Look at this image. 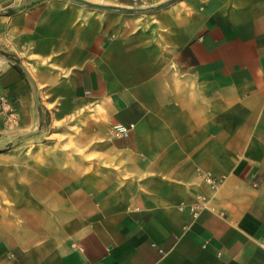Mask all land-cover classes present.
Wrapping results in <instances>:
<instances>
[{"label":"crops","instance_id":"0c3cea01","mask_svg":"<svg viewBox=\"0 0 264 264\" xmlns=\"http://www.w3.org/2000/svg\"><path fill=\"white\" fill-rule=\"evenodd\" d=\"M19 1L0 0V49L33 78L45 123L100 111L84 137L104 142L89 152L111 164L120 155L128 181L113 209L92 201L94 173L82 186L52 166L66 156L43 157V184L28 171L22 188L25 167L0 152L5 209L22 218L0 206V264H264V0H189L163 42L111 38L104 17L69 0L6 11ZM0 95L12 110L0 114L4 144L31 131L38 111L30 81L2 55ZM116 125L127 132L109 136ZM83 203L90 220L66 222Z\"/></svg>","mask_w":264,"mask_h":264},{"label":"rangeland","instance_id":"374dc122","mask_svg":"<svg viewBox=\"0 0 264 264\" xmlns=\"http://www.w3.org/2000/svg\"><path fill=\"white\" fill-rule=\"evenodd\" d=\"M69 1L96 11L98 15L104 17V22L112 25L109 37H118L121 40L139 39L142 42L154 40L163 42L164 33L167 29L175 23H182V16L189 10V0ZM103 121L104 118L100 115V111H96L90 106L77 107L64 116L53 114L48 117L46 123L44 121V125L39 132H34L37 130L36 124L29 131L33 132L32 134L20 139L9 149L0 152L14 155L18 159V166L25 167L17 169L18 186L22 188L33 185L32 182L29 183V179H25L28 176L26 173L28 171H34L37 175L35 180L43 184L44 176L41 175V170L44 171V162L41 163L43 157L64 155L67 157L66 162L52 166L60 170L79 173L82 186L83 183L85 184L83 178L88 173H94L97 177V189L90 195L92 201L96 204L98 202H110V207L116 209L126 200L124 191L127 189L128 181L127 173L121 168V156L114 157V163L112 164L106 163L103 158L104 154L89 152V144L91 146L94 143H103V137H97L92 131L88 137H84L85 132L90 130L89 124H98ZM107 134L115 136L114 127ZM5 144L7 143L0 145ZM77 156L81 157L80 163L73 160ZM35 193L33 192L32 197H35ZM33 199L35 200V198ZM10 203L9 198L1 190L0 206L3 211L2 214L7 218L12 217L14 222L20 224L22 218L19 213L5 209ZM81 206L78 212L66 213L65 221L78 222L81 225L88 222L92 212L89 209L86 210L84 203ZM6 217H1V221L7 220ZM34 218H40V216Z\"/></svg>","mask_w":264,"mask_h":264},{"label":"water","instance_id":"95a60500","mask_svg":"<svg viewBox=\"0 0 264 264\" xmlns=\"http://www.w3.org/2000/svg\"><path fill=\"white\" fill-rule=\"evenodd\" d=\"M39 1H41V0H28V1H25V2H22V0H21L16 5L8 8L6 11L7 12H14L16 10L29 7V6H31L34 3L39 2ZM0 55L4 56L7 60H9V61L13 62L14 64H16L25 73L26 77L30 81V83H31V85L33 87L34 93H35V104H36V109L38 111L37 130L34 131V132H39L42 129L43 125H44L45 115H44V109L42 108V105L40 104V101H39V99L37 97L36 85L34 83L33 78L30 76L28 70L23 65L21 59L18 56L14 55V54H11L9 52H6V51H4L2 49H0ZM32 133L33 132H28V133L16 136L12 141L8 142L7 144L0 145V151H4V150L9 149L17 141H19L20 139H22V138H24V137H26V136H28V135H30Z\"/></svg>","mask_w":264,"mask_h":264},{"label":"built area","instance_id":"2783aa9c","mask_svg":"<svg viewBox=\"0 0 264 264\" xmlns=\"http://www.w3.org/2000/svg\"><path fill=\"white\" fill-rule=\"evenodd\" d=\"M10 103L7 101V99L5 97H3L2 95H0V114L6 113L7 117H11L10 113H11V109L9 108ZM115 129V134L116 136H120L124 133L127 132L128 128L122 125H116L114 126ZM209 181L211 183H215L216 181L209 179ZM262 246H264V243H261Z\"/></svg>","mask_w":264,"mask_h":264}]
</instances>
